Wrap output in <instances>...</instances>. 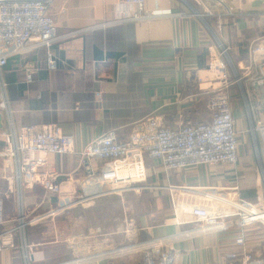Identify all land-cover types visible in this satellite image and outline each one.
Instances as JSON below:
<instances>
[{
    "label": "crops",
    "instance_id": "0c3cea01",
    "mask_svg": "<svg viewBox=\"0 0 264 264\" xmlns=\"http://www.w3.org/2000/svg\"><path fill=\"white\" fill-rule=\"evenodd\" d=\"M118 3L55 0L49 13L57 29L52 51L58 70L47 69L40 46L11 58L4 70L16 127L23 132L55 126L70 138L75 152L48 155V168L59 174L64 196L87 197L26 229L33 264H76L83 258L91 264H140L141 253L101 256L156 240L168 241L174 264H243L246 254L257 259L252 252L263 247L264 228L241 226L240 212L223 200L264 206V84L256 90L245 81L247 100L238 85L231 88L239 143L235 164L167 173L154 160L158 172L151 175L148 161L155 191L92 197L98 189L84 175L79 155L109 131L127 140L135 124L152 116H162L169 127L210 122L209 95L199 90L198 71L216 57L240 74L251 68L255 76L257 62L264 60V0H206L205 7L192 0H146V13H163L150 20L122 18ZM222 48L228 57H220ZM27 63L38 68L30 84ZM1 118L0 234L15 225L20 205L7 180L11 166L1 155L7 126ZM23 202L31 220L59 207L58 198L40 186L28 187ZM212 216L221 228L208 230ZM21 238L16 234L17 247L0 251V264H26L30 251L20 246Z\"/></svg>",
    "mask_w": 264,
    "mask_h": 264
},
{
    "label": "built area",
    "instance_id": "2783aa9c",
    "mask_svg": "<svg viewBox=\"0 0 264 264\" xmlns=\"http://www.w3.org/2000/svg\"><path fill=\"white\" fill-rule=\"evenodd\" d=\"M54 1L0 0V114L7 121L2 134L6 147L1 155L11 166L7 180L14 188L10 186V192L15 190L17 198H20L15 225L0 234V251L5 247L16 248L15 235L19 234L22 236L20 246L31 253V246L26 240V229L29 226L56 217L70 207L82 203V198H87L85 194H80L74 200L69 195L64 196L62 186L58 183L59 174L48 168V155L75 152L72 140L62 136L55 126L29 128L20 132L14 121L7 84L3 79L9 60L26 53L32 46L44 47L47 69L58 70L60 62L52 51L57 39V29L55 20L49 13ZM192 1L205 7L206 0ZM145 2L146 0H119L117 9L120 16L127 20H150L163 14L156 11L146 13ZM207 13L211 14L209 11ZM229 14H232L231 11ZM220 57H228V50L222 48ZM252 61L255 62L254 59ZM23 67L26 82L30 84L38 68L31 63ZM233 71L232 76L228 63L216 57L211 59L208 69L198 71L199 90L202 94L209 95L208 106L212 112L210 122L188 121L169 127L165 125L162 116H152L135 124L127 140L121 141L116 131H109L87 146L80 153L79 162L86 178L98 189L92 197L124 193L126 190L139 193L143 189H139L138 184L144 183L148 178L147 159L160 161L167 173L201 166L235 164L239 143L231 104V88L238 85L243 90L246 81L258 90L264 84V60L257 62L255 76L251 68L241 74L235 68ZM243 92L247 100L249 94L247 91ZM35 186H40L48 195L56 196L59 207L31 220L28 218L23 198L26 189ZM223 201L240 212L241 226L261 222L254 218V215L259 216L263 212L257 206L238 201ZM254 209H258V214H252L251 217L250 213H254ZM219 220L213 216L206 219L208 230L221 228ZM237 242L244 245L245 238L240 237ZM167 243L156 240L143 248L138 246L129 250H112L101 257L116 258L141 253L140 264H174V255L171 249H166ZM30 253L25 255L26 264L34 262V255ZM243 264H264V258L254 259L251 254H246Z\"/></svg>",
    "mask_w": 264,
    "mask_h": 264
},
{
    "label": "rangeland",
    "instance_id": "374dc122",
    "mask_svg": "<svg viewBox=\"0 0 264 264\" xmlns=\"http://www.w3.org/2000/svg\"><path fill=\"white\" fill-rule=\"evenodd\" d=\"M231 65V64H230ZM233 69L234 68H232V66H230V70H231V74L233 75V73H234V71H233ZM244 88H243V90L241 89V93H243L242 95H244ZM245 97V96H244ZM247 98H248V96H247ZM246 98V99H247ZM148 161H149V164H151V165H149V166H151L152 167V169H151V175H157V172L158 171H156L155 169H154V167L152 166V164H153V161L154 160H151V159H147L146 160V164H147V166H148ZM148 166V167H149ZM228 166V165H227ZM150 168V167H149ZM163 173H165V171L163 172ZM151 182H150V177L148 176V178L146 179V181L144 182V183H141L140 185L138 184V186H139V189H143V190H141L139 193H148L149 191H152V190H156L157 188H158V186H153V184H150ZM142 191H144V192H142ZM138 192H136V191H132V190H126L124 193H120V192H118L117 194H113V196H116V197H118L119 196V198H121V197H125V196H135V194H139ZM120 194V195H119ZM250 204V203H249ZM252 205V204H251ZM254 207H255V205H254ZM258 207V209H260L261 211H263L264 212V206L263 207H260V206H257ZM255 224H259V225H261L263 228H264V222H257V223H255ZM252 225V224H251ZM254 225V224H253ZM250 226V225H249ZM263 247H264V245H263ZM263 247H261V248H263ZM259 249V250H257V252L255 251V252H252L253 254H255V256H257V259H262V258H264V256H263V254H264V251H262L263 249ZM30 253V252H29ZM88 255H90V254H88ZM87 258H89V256L87 257ZM87 258H85V259H87ZM82 260H84V258L82 259ZM81 259L80 260H77L78 262L76 263V264H79L80 263V261H82ZM94 260H92V259H90L89 260V262H84V261H82L80 264H91L92 262H93ZM141 261H142V258H141ZM72 263H74V262H72ZM71 263V264H72Z\"/></svg>",
    "mask_w": 264,
    "mask_h": 264
},
{
    "label": "bare ground",
    "instance_id": "6f19581e",
    "mask_svg": "<svg viewBox=\"0 0 264 264\" xmlns=\"http://www.w3.org/2000/svg\"><path fill=\"white\" fill-rule=\"evenodd\" d=\"M257 210H258V209H257ZM257 210L254 209V210H253L254 213H250V216L252 217V214H258V213H256V212H258ZM250 216H249V217H250ZM254 216H255V217H254L255 219H259L261 222H264V212L260 213L259 216H256V215H254ZM251 217H250V218H251Z\"/></svg>",
    "mask_w": 264,
    "mask_h": 264
},
{
    "label": "water",
    "instance_id": "95a60500",
    "mask_svg": "<svg viewBox=\"0 0 264 264\" xmlns=\"http://www.w3.org/2000/svg\"><path fill=\"white\" fill-rule=\"evenodd\" d=\"M1 119H2V118H1V115H0V128L2 127V124H1Z\"/></svg>",
    "mask_w": 264,
    "mask_h": 264
},
{
    "label": "trees",
    "instance_id": "16d2710c",
    "mask_svg": "<svg viewBox=\"0 0 264 264\" xmlns=\"http://www.w3.org/2000/svg\"><path fill=\"white\" fill-rule=\"evenodd\" d=\"M6 68V67H5ZM5 70V69H4Z\"/></svg>",
    "mask_w": 264,
    "mask_h": 264
}]
</instances>
